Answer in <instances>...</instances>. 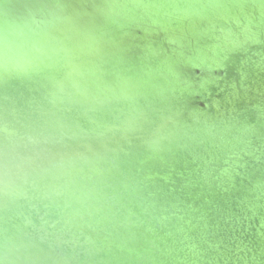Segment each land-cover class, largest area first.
Masks as SVG:
<instances>
[{"label":"water","instance_id":"1","mask_svg":"<svg viewBox=\"0 0 264 264\" xmlns=\"http://www.w3.org/2000/svg\"><path fill=\"white\" fill-rule=\"evenodd\" d=\"M258 175L264 0H0V264H221Z\"/></svg>","mask_w":264,"mask_h":264},{"label":"rangeland","instance_id":"2","mask_svg":"<svg viewBox=\"0 0 264 264\" xmlns=\"http://www.w3.org/2000/svg\"><path fill=\"white\" fill-rule=\"evenodd\" d=\"M196 104H199V103L197 102ZM199 107L203 108L204 106L201 104V105H199ZM258 177H259V179L252 178L250 183L245 182L243 184V186H245L246 190L248 191L246 193L247 195L246 194L245 195L247 197H250L251 199H254V196H256V195L261 196L260 192L258 193V191L253 190V188L258 183L264 182V176L258 175ZM246 196H245V198H247ZM240 201H242V200H240ZM236 207L239 208V205L236 206ZM236 213H237V210L235 212H233V215L234 214L237 215ZM236 220L238 221L239 218L237 217ZM241 222H242V219H240L239 223H241ZM241 225H245V223L238 224V226H241ZM242 227H244V226H242ZM259 229H261V227ZM259 229L257 228L256 231L254 230V232L251 229L246 230V231H248V232H246V235L249 234V235H247V237L239 236V237L231 238V242L230 243H226V247L221 248L222 251H226V253H225V258L226 259L223 260V261L220 260V263L221 264H227L226 261H228V259H230L232 257V253L233 252H240V251L243 254H245V253H254L255 256L261 257L264 260V242H261L260 238L258 236L257 230H259ZM243 234H244V232H243ZM253 235H256V236H253ZM228 264H232V263H228ZM256 264H261V263H256Z\"/></svg>","mask_w":264,"mask_h":264},{"label":"bare ground","instance_id":"3","mask_svg":"<svg viewBox=\"0 0 264 264\" xmlns=\"http://www.w3.org/2000/svg\"><path fill=\"white\" fill-rule=\"evenodd\" d=\"M226 262H227V264L228 263H232V264H256V263H261V264H264V260L261 257L255 256L254 253H245V254H243V253H241V251L240 252H233L232 253V257L230 259H228V261H226Z\"/></svg>","mask_w":264,"mask_h":264},{"label":"clouds","instance_id":"4","mask_svg":"<svg viewBox=\"0 0 264 264\" xmlns=\"http://www.w3.org/2000/svg\"><path fill=\"white\" fill-rule=\"evenodd\" d=\"M7 55V45L5 44V56Z\"/></svg>","mask_w":264,"mask_h":264}]
</instances>
